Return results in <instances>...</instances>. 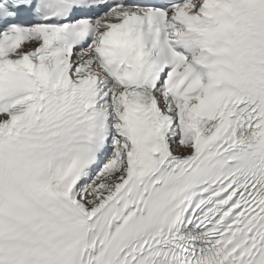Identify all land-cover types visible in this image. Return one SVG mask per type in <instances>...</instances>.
Instances as JSON below:
<instances>
[{"label": "snow or ice", "instance_id": "obj_1", "mask_svg": "<svg viewBox=\"0 0 264 264\" xmlns=\"http://www.w3.org/2000/svg\"><path fill=\"white\" fill-rule=\"evenodd\" d=\"M0 264H264V0H0Z\"/></svg>", "mask_w": 264, "mask_h": 264}]
</instances>
